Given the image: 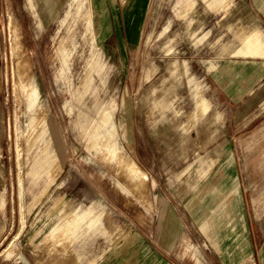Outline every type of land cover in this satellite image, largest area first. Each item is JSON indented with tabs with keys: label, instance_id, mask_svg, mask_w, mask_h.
<instances>
[{
	"label": "rangeland",
	"instance_id": "374dc122",
	"mask_svg": "<svg viewBox=\"0 0 264 264\" xmlns=\"http://www.w3.org/2000/svg\"><path fill=\"white\" fill-rule=\"evenodd\" d=\"M186 1L148 0L141 13V31L132 41L127 35L121 0H100V32L93 40L87 21L75 25L79 15L75 13L74 0H65L56 18L49 20L45 27L38 26L29 0H0V264H89L109 248L105 236L93 231L80 236L72 243L75 251L72 259H68L71 251L61 244L69 243L74 230L72 234L66 230L62 235L57 234L60 224L87 209L105 213L103 223L113 243L133 242V232L138 235L141 244H136L138 250L133 263L208 264L210 259L218 262L217 256L208 250L217 240H213L214 234L210 238L203 235L198 224L200 218L191 215L188 204L192 194H186L178 180V174L190 163L200 167L203 161H216L215 157L193 154V149L199 152L198 147L204 148L200 140L192 135L184 141L181 129H176L170 118L163 121L161 118L175 113L180 104L186 112L192 111L188 96L190 79L199 82L205 97L211 98L210 74L230 60L224 58V52L233 34L220 25L224 9L210 11L204 0H195L194 6L183 11L181 3ZM229 2L232 0H219L218 6L224 8L223 4ZM97 4L99 6L98 0ZM69 9L72 14L63 24ZM15 25L20 50L25 51L31 61V81L40 92L38 110L45 111L51 119L50 156L52 159L59 156L63 166L47 196L40 199L46 176L33 182L29 173L34 161L38 160L41 166L48 154L43 152L44 144L29 150L38 128L30 118L26 96L14 90L12 26ZM73 33L78 46L67 79L60 72L57 48L65 36ZM221 35H225L223 40ZM98 43L109 53L104 55V61L111 79L109 113L118 131L113 139L121 151L147 173L149 180L145 186L137 185L127 170L117 164L121 153L110 159L106 147L113 145L114 140L106 136L105 127L101 128L106 136L102 138V147L89 150L74 127V115L66 109L73 89L95 56ZM111 59L115 64L110 63ZM170 65H174L171 78ZM149 67H156L157 71L145 82V69ZM162 75L167 84L158 89L154 102H147L139 110V100L156 87V79ZM125 100L128 131L123 137L120 119ZM151 111L154 112L152 118ZM226 119L231 120L228 122L230 130L234 129L233 118ZM183 121L185 117L180 119ZM186 125L192 134L194 127ZM29 152L33 159L29 158ZM186 178L180 183L185 184ZM161 201L168 202L175 214L178 213L171 240L176 252L172 255L160 252V242L169 244L167 239L172 237L160 235ZM49 211L53 222L47 218ZM55 224L57 228L52 229ZM20 229L23 232L12 244ZM12 246V251L7 253ZM96 264L103 263L97 259ZM115 264L129 263L125 257H119ZM241 264H257L255 247L245 254Z\"/></svg>",
	"mask_w": 264,
	"mask_h": 264
},
{
	"label": "crops",
	"instance_id": "0c3cea01",
	"mask_svg": "<svg viewBox=\"0 0 264 264\" xmlns=\"http://www.w3.org/2000/svg\"><path fill=\"white\" fill-rule=\"evenodd\" d=\"M121 1L124 5L127 35L130 40L135 41L141 31V13L148 0ZM204 1L210 11L225 10L219 21L221 26L233 34L232 42L224 52V58L228 57L230 60L210 74V99L205 97L199 82L190 79L188 96L192 111L186 112L180 104L175 113L165 114L161 119L163 121L170 118L176 124L175 128L181 129L184 141L192 135L200 140L204 148L200 150L198 147L199 152L193 149V154L214 156L216 160L212 163L203 161L200 167L196 163H190L178 174L179 185L185 188L183 190L186 194H192L188 201L193 213L191 215L200 218L198 224L202 227L204 236L210 238L214 234L213 240H217L214 245H210L212 249L208 250L217 256L218 262L210 259L208 264H241L245 254L253 247L257 250V264H264V0H232L223 4L224 8L218 6L219 0ZM186 2L181 3L184 5L183 11H188L195 4V0ZM98 3L102 16L100 0ZM29 6L40 26V16L31 5V0ZM42 27L45 25L42 24ZM224 36L221 35L220 39L223 40ZM168 69L171 75H166L171 78L174 65H170ZM156 71V67L146 68L144 81L151 80ZM163 77L165 76L156 79V87L139 100V110L147 102H154L158 89L167 84L166 81L163 82ZM171 90L173 91L172 87ZM195 94L201 95L204 100L202 110L198 109ZM124 104L121 118H127L126 100ZM149 115L152 118L154 112L151 111ZM182 117H185V121L180 122ZM226 118H233L234 129L230 130L228 122L231 120ZM186 124L194 127L192 134L185 127ZM142 172L148 181L147 173ZM185 177L186 185L180 183ZM180 194L184 195L183 192ZM181 195L177 196L178 199ZM161 204L160 235L172 237L167 239L170 245L160 242V252L172 255L176 252L171 240L175 235L173 226L178 213L175 214L168 202L161 201ZM76 213L73 242L90 231L101 233L109 242V248L100 257L90 260L89 264H96L97 259L103 264H115L119 257H125L129 264H139L137 261L133 263L138 250L136 244H141L137 234L133 232V242L113 243L109 238L110 232L103 223L104 212L95 213L93 209H87ZM22 232L23 229H20L16 233L12 244H15ZM73 242L61 244L71 251L68 259H72L75 251L71 248ZM12 249L13 246L11 251Z\"/></svg>",
	"mask_w": 264,
	"mask_h": 264
},
{
	"label": "bare ground",
	"instance_id": "6f19581e",
	"mask_svg": "<svg viewBox=\"0 0 264 264\" xmlns=\"http://www.w3.org/2000/svg\"><path fill=\"white\" fill-rule=\"evenodd\" d=\"M64 1L65 0H31V5L36 8V13L40 16L42 22L40 23L41 27L42 24L46 25L49 20H54L56 18ZM74 2L77 4V8L76 6H73L76 8L75 13H78L79 15L75 25L83 20L87 21V28L89 29L93 40V38H95V36H97L100 32L99 7L97 0H88V5H86V3L82 0H74ZM71 14L72 13L70 9L66 11L63 24L67 22ZM17 27L16 25L12 26L14 90L18 95L26 96L27 109L30 112V118H32L33 122L36 123V127L38 128L36 137H34L33 143L31 142L32 145L29 149L30 152L35 149L37 145L44 144L45 149L43 152L48 154V157L42 161L43 164L41 166L39 165L38 160L34 161L29 173V176L33 182H37L42 177L46 176L45 188L38 196V199H40L47 196L51 186L54 184L57 176L62 171L63 166L61 165L59 156H56L54 159H52L50 156L51 119L45 111L39 112L38 110L41 105V100L39 98L40 92L38 86L35 84L33 85L31 81L32 65L29 55L25 51L20 50L18 44L19 32ZM77 44L78 43L75 39V34L73 33L70 36H65L60 41L59 47L57 48V59L61 66L60 72L64 78L68 79L71 65L74 62V51L77 49ZM105 54L107 56L109 55L108 50H104L101 44L98 43V49L95 53V56L92 58L90 64L86 67L84 74L80 78L79 84L72 91V100L66 104L67 111L71 115H74V127L81 134L83 137L82 139L86 141L87 148L89 150L92 148L96 149L99 146L102 147V138L108 136L110 139H113L118 133L115 125L112 123V116L109 113L108 102L111 101V96L109 93L111 79L110 73L106 71L107 64L104 61ZM114 62L115 61H113V59L110 60V63ZM111 67H113V65H111ZM195 98L198 109L202 110L204 108L203 98L199 94H195ZM126 119L127 118L120 119V130L123 137H126L128 131L127 122L125 121ZM103 127L106 128V136L103 134V132H101V128ZM31 140L32 139H30V141ZM113 140V145L106 147L110 159L113 160L117 158V156H119L121 153V159L117 164H121L122 168L127 170V174L131 176V179L135 181L137 185L140 184L145 186L144 184L147 183V176L142 172L136 163L130 160L127 155L121 151V149L117 146L115 139ZM40 147H42V145ZM30 152L29 158L33 159V156H31ZM19 153L22 154L21 151ZM47 218L49 222H53L54 217L51 214V211H49V217ZM76 218L77 216L74 214L70 216V218L67 219L63 225L60 224L58 227L59 229H57V234L62 235V232L65 230L71 232L72 234L75 228ZM56 226L57 225L55 224L52 229L57 228ZM69 237H72V235H69ZM69 242H73V237ZM9 250H11V248H8L6 252L9 253Z\"/></svg>",
	"mask_w": 264,
	"mask_h": 264
}]
</instances>
